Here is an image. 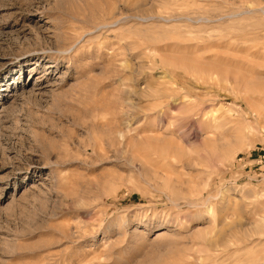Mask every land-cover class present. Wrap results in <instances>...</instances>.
<instances>
[{
	"label": "rangeland",
	"instance_id": "374dc122",
	"mask_svg": "<svg viewBox=\"0 0 264 264\" xmlns=\"http://www.w3.org/2000/svg\"><path fill=\"white\" fill-rule=\"evenodd\" d=\"M0 264H264V0H0Z\"/></svg>",
	"mask_w": 264,
	"mask_h": 264
}]
</instances>
